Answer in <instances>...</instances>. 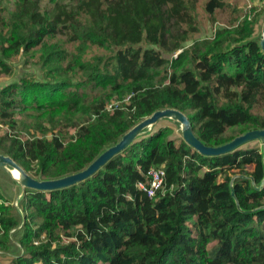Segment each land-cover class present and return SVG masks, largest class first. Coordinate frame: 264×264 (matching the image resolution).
Returning <instances> with one entry per match:
<instances>
[{"label": "trees", "instance_id": "1", "mask_svg": "<svg viewBox=\"0 0 264 264\" xmlns=\"http://www.w3.org/2000/svg\"><path fill=\"white\" fill-rule=\"evenodd\" d=\"M44 1L17 0L10 10L0 0V81L19 57L41 51L43 80L26 71L0 90V152L33 176L56 179L84 169L164 108L187 114L212 147L264 128V53L254 39L264 6L198 39V0H48L52 7ZM226 6L209 0L206 10L214 16ZM92 48L104 53L84 62ZM77 69L82 81L73 77ZM87 88L89 97L80 92ZM173 135L165 126L142 138L79 187L30 191L19 238L24 255L10 241L20 220L0 188V258L6 254L11 264H264V189L237 179L239 209L230 187L237 174L261 183V149L208 158ZM158 167L166 170L165 183L151 199L138 185L148 184Z\"/></svg>", "mask_w": 264, "mask_h": 264}, {"label": "water", "instance_id": "2", "mask_svg": "<svg viewBox=\"0 0 264 264\" xmlns=\"http://www.w3.org/2000/svg\"><path fill=\"white\" fill-rule=\"evenodd\" d=\"M254 39L259 40L260 47L264 53V19L261 29ZM160 125L173 128L174 138L182 139L194 151L208 158L222 157L239 150L251 149L252 144H257L258 148L261 149L264 167V128L247 131L225 144L212 147L199 139L194 132L193 124L188 115L175 108H164L155 111L120 137L117 143L104 148L84 169L60 178L45 179L42 176L35 177L11 156L0 152V187L9 199H13V207L20 220L19 225L10 232L9 237L11 243L19 248L21 255H24V249L17 235L23 231L26 225L27 217L23 203L30 191L53 193L81 186L93 179L99 172L104 171L109 163L132 148L142 138L157 131ZM237 179L248 180L251 182L253 189L262 191L264 189V178L258 184L253 176L237 174L232 177L230 184L231 193L240 209V203L235 195V182Z\"/></svg>", "mask_w": 264, "mask_h": 264}, {"label": "rangeland", "instance_id": "3", "mask_svg": "<svg viewBox=\"0 0 264 264\" xmlns=\"http://www.w3.org/2000/svg\"><path fill=\"white\" fill-rule=\"evenodd\" d=\"M16 1L17 0H5V5L10 10H14ZM208 1L209 0H198L197 2L198 17L201 23V34L197 37L198 39L212 38L215 35L216 31L219 30L220 28H228L233 26L234 24H237L238 21H240L245 16L246 12L251 7L264 6V0H225L227 6L224 9H217L215 15L211 16L206 10ZM47 4H49L50 7L53 6L52 4L49 3L48 0H45L43 2V5H47ZM61 39L66 40L65 37ZM55 40L57 39H53L51 42H55ZM189 45L191 44H186V46ZM66 48H68L71 51H76L75 50L76 44L67 43ZM103 53L104 51L102 50L100 51L97 50L96 48H92L89 50V53L83 58V60L84 62H92L96 55ZM40 55H41V51H37L34 56L31 57L21 56L17 60H15L13 73L11 76L3 77V79L0 81V90L9 84L17 82L26 71L35 74L38 80H43L44 78L43 72L41 69V64L39 63ZM26 63H29L27 67L25 65ZM73 77L75 78L76 81H82L83 79L86 78V76L83 74V71L80 69H77V71L73 74ZM90 91L91 90L89 88L80 90L81 93L86 92L88 97ZM96 91L98 93H101V91L98 89H96ZM165 126L166 125H160L158 128L161 129L162 127ZM159 129H157V131ZM176 139H180V138H176ZM256 147H258L257 144H252V148H256ZM153 214L155 213L154 212L150 213V215ZM20 237H21V233L18 235L17 238L19 239ZM211 245H216V243L214 244L212 243ZM11 252L17 253V250L15 248H11ZM0 262L1 264H11V261L9 260V256H7L6 254L0 258Z\"/></svg>", "mask_w": 264, "mask_h": 264}, {"label": "built area", "instance_id": "4", "mask_svg": "<svg viewBox=\"0 0 264 264\" xmlns=\"http://www.w3.org/2000/svg\"><path fill=\"white\" fill-rule=\"evenodd\" d=\"M179 54V53H178ZM177 54V55H178ZM176 55V56H177ZM129 101V98L125 100ZM115 103L108 104L107 109H112ZM149 183H141L138 185L139 189L143 191L147 196L153 199L157 191L163 189L166 177V170L164 167L152 168L149 173Z\"/></svg>", "mask_w": 264, "mask_h": 264}]
</instances>
